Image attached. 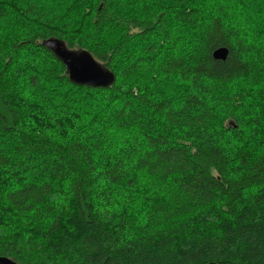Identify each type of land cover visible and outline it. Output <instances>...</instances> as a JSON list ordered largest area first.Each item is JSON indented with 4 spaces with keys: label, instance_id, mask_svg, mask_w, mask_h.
Returning <instances> with one entry per match:
<instances>
[{
    "label": "trees",
    "instance_id": "obj_1",
    "mask_svg": "<svg viewBox=\"0 0 264 264\" xmlns=\"http://www.w3.org/2000/svg\"><path fill=\"white\" fill-rule=\"evenodd\" d=\"M18 1L16 12L0 0V29L10 23L13 34L0 36V257L18 264H264V96L245 94L264 88V0H213L216 7L171 0L168 13L148 6L149 18L123 20L110 0ZM175 15L186 28L169 21ZM20 18L28 22L24 32ZM123 23L114 46L78 38L84 28L103 40ZM132 38L143 47L134 56L124 51ZM50 39L90 53L115 82L72 83L43 46ZM220 48L229 51L226 61L212 57ZM37 53L57 65L47 79L67 86L70 97L35 99L34 113L19 105L9 78ZM45 69L28 77L29 86L37 88ZM96 93L110 108H75L99 101H92ZM120 130L133 134L116 141Z\"/></svg>",
    "mask_w": 264,
    "mask_h": 264
},
{
    "label": "rangeland",
    "instance_id": "obj_2",
    "mask_svg": "<svg viewBox=\"0 0 264 264\" xmlns=\"http://www.w3.org/2000/svg\"><path fill=\"white\" fill-rule=\"evenodd\" d=\"M113 3V8H116L118 10V15L119 17L123 20L126 19L127 16H131L132 18H149L148 15L153 14V12L155 13V15H159L162 13H168L170 11V8L172 7L170 4L171 0H150L147 5H141L140 3H138V0H110ZM201 4H203V6H209L212 7L214 6L213 4V0L212 2L210 0H204L202 2H199ZM7 4L8 6H10L12 8V10L17 12V8L20 5L18 0H7ZM213 4V5H212ZM22 5V2H21ZM102 6V5H100ZM148 6H151V9L153 12H151V9H147ZM216 7V6H214ZM183 10V9H181ZM186 13V12H184ZM188 13V11H187ZM148 14V15H147ZM169 21L174 22L175 24L177 23L179 25V27L182 28H186L185 25H182L181 23L176 21V15L175 16H169ZM9 24L10 23H6L1 29H0V36L3 39H10L13 37L12 35L8 34L9 31ZM11 24H15V23H11ZM174 24V26H175ZM16 25V24H15ZM18 26L20 28V30L22 32H24L28 26V22L27 21H23L22 18L18 19ZM125 30V26L124 23L122 25H114L113 27L109 28L106 32H105V36H103V40H99V37L95 36V35H88L86 34L87 29L85 30L84 28H81L80 33L78 34V38H81L84 42H91V40L97 41V43H95L96 48H99V46L103 43H107L109 46H114V44L117 42L120 33L122 31ZM178 30V29H177ZM21 32V34H22ZM131 33V36H134L135 33ZM186 34H183L182 36L185 37ZM190 41V39L188 38H184L183 41ZM9 41V40H8ZM136 45V40L134 38H132L126 48L124 49V51L126 52H130L133 53L134 55H137L141 52V50H143L142 45H140V47H135ZM130 47V48H129ZM134 48L139 50L137 52L134 51ZM73 52H82L81 50H75ZM130 56V57H132ZM128 54L123 55L120 59L117 60V65L120 66L122 63L126 64V62L128 61ZM129 62H132L129 59ZM57 67V65L48 57H45L44 55H41L40 53H37L35 55L29 54L27 59L16 68V70H14V79L11 78L10 76V81L13 83V87L17 90L16 96L19 97V105L21 103H23V106L30 108L31 112L34 113L36 111V105L31 102L35 99L41 98V97H58V100H69L70 94L68 93V87L64 86V85H56V83L58 82L57 79H55L53 83V80H48L47 76H48V72L51 69H55ZM39 68H46L43 76H41L39 79H37V82H39L37 88L33 89L32 86L28 84V77L30 75H35V73H38L37 70ZM151 71V68H146L141 75H148ZM47 75V76H46ZM140 75V74H139ZM134 80H136V77L134 78ZM122 82L120 83V85H124L127 86V88H129L130 86H133L134 83L131 80V82H129L128 79H122ZM148 82H152L151 80H147ZM40 82L43 84H50V85H55L56 87H59L56 91L51 92L49 91V89H43V85H40ZM251 94V96L253 95H262L264 96V88H259V89H246L245 90V94ZM92 96V101H97L99 99H101L103 96L101 94H91ZM260 96V97H262ZM78 96H76L73 100L78 99ZM84 101H88L85 100V98H83ZM92 103V102H91ZM90 103V104H91ZM88 105V106H78L75 107L79 110V112H81L83 110L84 107H92V106H101L103 108H106L111 105H108V103H103L102 101H97L92 105ZM115 108V105L112 107V109ZM74 115H78L77 112H72ZM217 118V116H216ZM218 119V118H217ZM219 120V119H218ZM64 130V129H63ZM59 132H62L61 130ZM114 136V139L117 141L118 139L120 140H127L132 134H133V130H120L117 131L115 134L114 132L112 133ZM116 135V136H115ZM259 143V142H258ZM258 143L254 144L253 147L255 149V147H257ZM120 147L124 146L123 144H119ZM14 146H12L11 148H13ZM114 149V148H113ZM11 182V181H10ZM13 183V182H11ZM14 184V183H13ZM43 254H39V257L41 258H45L46 253L47 252H40ZM45 253V254H44Z\"/></svg>",
    "mask_w": 264,
    "mask_h": 264
},
{
    "label": "water",
    "instance_id": "obj_3",
    "mask_svg": "<svg viewBox=\"0 0 264 264\" xmlns=\"http://www.w3.org/2000/svg\"><path fill=\"white\" fill-rule=\"evenodd\" d=\"M43 46L52 51L65 65L72 83L91 88H107L115 82L114 74L99 65L90 53L69 51L65 44L55 39L43 42ZM228 55L229 51L226 48H220L213 52L212 57L223 62ZM0 264L18 263L7 257H0Z\"/></svg>",
    "mask_w": 264,
    "mask_h": 264
}]
</instances>
